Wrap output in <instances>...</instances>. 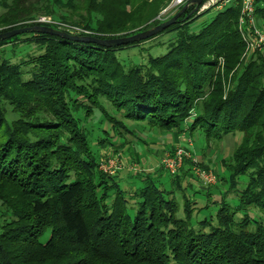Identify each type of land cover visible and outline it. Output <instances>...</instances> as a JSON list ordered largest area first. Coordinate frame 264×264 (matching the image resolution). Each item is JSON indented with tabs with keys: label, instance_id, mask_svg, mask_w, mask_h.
I'll list each match as a JSON object with an SVG mask.
<instances>
[{
	"label": "trees",
	"instance_id": "trees-1",
	"mask_svg": "<svg viewBox=\"0 0 264 264\" xmlns=\"http://www.w3.org/2000/svg\"><path fill=\"white\" fill-rule=\"evenodd\" d=\"M170 1L0 0V33L57 29L36 22L45 16L88 33L79 36H130L182 9L158 19ZM240 9L234 0L194 32L202 13L190 7L160 34L117 48L41 34L0 42V264H264V219L250 215L264 211V59L244 56ZM255 17L263 29L264 0H256ZM167 33L175 39L165 54L146 65L120 63L118 50ZM23 36L42 53L12 63L2 48ZM128 123L198 138L201 157L239 134L234 156L223 161L228 179L213 171L216 186L198 192L207 201L194 215L197 203L186 193L191 179L200 181L191 161L175 175L161 165L127 179L103 173L101 158L123 153L135 136ZM213 189L221 200L215 220L193 223ZM231 193L234 205L225 201Z\"/></svg>",
	"mask_w": 264,
	"mask_h": 264
},
{
	"label": "rangeland",
	"instance_id": "rangeland-1",
	"mask_svg": "<svg viewBox=\"0 0 264 264\" xmlns=\"http://www.w3.org/2000/svg\"><path fill=\"white\" fill-rule=\"evenodd\" d=\"M167 0H165L166 2ZM162 12V11H161ZM217 13L216 8H212L204 13H200L201 16H199L191 25L192 31H198L201 29L204 25L209 23L212 18ZM59 14H65L64 12ZM161 14V13H160ZM159 14V16H160ZM39 15V13H34L33 16ZM54 19H58L57 16H53ZM164 18V17H162ZM257 24V22H256ZM258 26V25H257ZM261 27V26H260ZM259 28V27H258ZM261 29V28H259ZM264 31V28L261 29ZM30 36V35H28ZM175 39V33H167V34H161L156 39L145 42L140 45H136L131 48H125L122 50H118L116 52V55L120 61V63L124 67L129 66H140V65H146L147 60L149 56H160L166 53L167 51V45L172 42ZM158 43L165 44L164 46L158 47ZM2 50L5 51V58L8 59L12 63H20L23 60H28L33 58L36 55H39L42 53V49H40V46L34 43H31L29 41H26L25 37H21L19 40L12 41L10 44L4 46ZM27 69L25 68L24 71ZM24 80L29 79V75H24ZM8 118L12 120L14 118L13 114L8 115ZM128 125L131 126L134 130V137L127 136L128 145L125 147H121L118 151L123 152L119 154H107V157L101 158L100 161H104L106 159H116L117 163V170L116 174H125L129 175L130 173H144L145 171H153L160 168V162L162 159L161 157L156 153L152 154V149H158L161 154H164L165 152H171L175 148L182 147V141L183 139L186 140L185 148H188L189 150H192L195 152V156L200 160L202 163L208 165L212 171H215L220 178L228 179V172L223 166L224 160H230L234 156L235 153V147L239 143L241 136L239 134L232 135L229 134L227 136H224L220 141L217 142V144L211 146L209 148L203 157H201V154L199 153V140L188 138L185 134H179L175 135L173 133H161L156 130L149 129L146 126L143 125H135L134 123H128ZM107 127V126H106ZM108 129V127L106 128ZM114 140V139H113ZM112 140V141H113ZM114 142V141H113ZM114 145V143H113ZM151 149V152L149 150ZM143 156H141V155ZM154 163L157 164L154 166H150L148 163ZM151 169V170H150ZM153 169V170H152ZM122 176V175H121ZM151 178H155L156 175H149ZM127 179V176H125ZM168 177V175L164 172L162 176L160 177V181L164 182V188L167 190L170 188L169 180H165ZM189 183L193 186L192 190L187 191L186 196L191 198L192 200H195L197 205H195L196 209H194V215L197 212V209L200 207H203L206 204L207 196L203 193H198L199 191H203L209 186L202 185L196 180L191 179ZM216 185H212L211 187L214 188ZM244 186V178H240V185L239 187ZM224 192L228 190V186L224 185ZM196 192V194H194ZM212 203H210L208 209H203L199 212L197 216H195L193 223L202 221L204 218L210 219L212 217L213 220H215V214L217 212V209L219 208V204L221 202L220 200V194L218 189L212 190ZM181 196V195H180ZM177 197L178 201H180V204L182 203V197ZM235 195L234 193H231L229 195L225 196V201L231 205L235 204ZM251 217L254 219L260 220L264 219V211L262 210H255L254 212H251ZM1 216V214H0ZM180 216V213H179ZM240 217V216H239ZM2 222V218H0V223Z\"/></svg>",
	"mask_w": 264,
	"mask_h": 264
},
{
	"label": "built area",
	"instance_id": "built-area-1",
	"mask_svg": "<svg viewBox=\"0 0 264 264\" xmlns=\"http://www.w3.org/2000/svg\"><path fill=\"white\" fill-rule=\"evenodd\" d=\"M192 0H171L163 9L158 19L169 18L180 7L185 6ZM234 0H206L199 8L198 14L204 13L212 8L217 11L222 10ZM241 9L239 17V31L246 43L245 55L257 51L264 59V31L259 29L256 24L255 3L256 0H240ZM39 24H54L57 29L72 35L88 34L81 28L54 21L50 17L40 16L36 19ZM185 161H191L192 172L202 185L212 186L217 183V177L211 170L201 169L198 159L185 147L175 148L172 152H166L161 159V166L171 175L179 173ZM100 170L107 175H114L117 170L116 159H106L99 164Z\"/></svg>",
	"mask_w": 264,
	"mask_h": 264
},
{
	"label": "water",
	"instance_id": "water-1",
	"mask_svg": "<svg viewBox=\"0 0 264 264\" xmlns=\"http://www.w3.org/2000/svg\"><path fill=\"white\" fill-rule=\"evenodd\" d=\"M206 0H192L190 3L186 4L182 7V9L176 13L172 18L162 22L161 24L148 29L146 31L133 34L130 36H122L114 39H98L92 36H79V35H72L58 29H53L47 26H30V27H23L17 28L10 31H6L0 33V42L12 39L16 36L24 35V34H41V35H50L55 36L65 41L77 42V43H84V44H95L97 46L103 48H117L127 45H132L134 43H140L142 41L148 40L151 37H154L165 29L170 27L171 25L175 24L180 16L190 7H193V13H198L199 8Z\"/></svg>",
	"mask_w": 264,
	"mask_h": 264
},
{
	"label": "crops",
	"instance_id": "crops-1",
	"mask_svg": "<svg viewBox=\"0 0 264 264\" xmlns=\"http://www.w3.org/2000/svg\"><path fill=\"white\" fill-rule=\"evenodd\" d=\"M180 142H182V145H185V143H186V140H182V141H180ZM153 151L151 152V149L149 150V152H151L152 154L154 153V154H156L157 152V154L161 157V155H163V154H161L159 151H157L158 149H152ZM141 155V154H140ZM141 156H143V155H141ZM155 163V162H154ZM154 163H148L150 166H154V165H156L157 166V164H154ZM155 167V166H154ZM151 170V169H150ZM153 170V169H152ZM149 171V170H148ZM123 176L124 178H125V174H120V176Z\"/></svg>",
	"mask_w": 264,
	"mask_h": 264
}]
</instances>
